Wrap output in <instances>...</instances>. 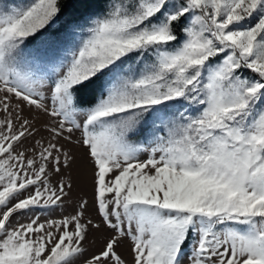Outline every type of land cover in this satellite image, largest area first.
Wrapping results in <instances>:
<instances>
[{"label":"snow or ice","instance_id":"1","mask_svg":"<svg viewBox=\"0 0 264 264\" xmlns=\"http://www.w3.org/2000/svg\"><path fill=\"white\" fill-rule=\"evenodd\" d=\"M0 264H264V0H0Z\"/></svg>","mask_w":264,"mask_h":264},{"label":"rangeland","instance_id":"2","mask_svg":"<svg viewBox=\"0 0 264 264\" xmlns=\"http://www.w3.org/2000/svg\"><path fill=\"white\" fill-rule=\"evenodd\" d=\"M66 207L68 208V211H71V203H69V205H67Z\"/></svg>","mask_w":264,"mask_h":264}]
</instances>
